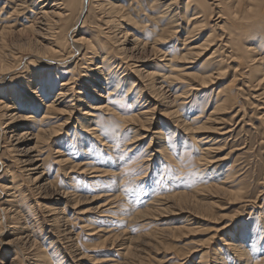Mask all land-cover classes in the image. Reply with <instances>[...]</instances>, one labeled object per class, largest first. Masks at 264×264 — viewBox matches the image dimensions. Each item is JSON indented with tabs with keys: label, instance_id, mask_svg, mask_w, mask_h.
<instances>
[{
	"label": "bare ground",
	"instance_id": "6f19581e",
	"mask_svg": "<svg viewBox=\"0 0 264 264\" xmlns=\"http://www.w3.org/2000/svg\"><path fill=\"white\" fill-rule=\"evenodd\" d=\"M174 1L0 0V264H83L86 242L93 238L98 239L97 249L117 247L115 254L121 257L106 256L107 264H144L146 246L177 235L195 220L166 222L148 239L133 235L132 223L153 221L155 211L170 208L207 211V202L190 198L204 190L247 196L217 158L232 130L223 127L226 118L213 114L230 109L226 105L234 93L218 90L213 111L201 99L195 115L188 113L195 106L190 95L200 94V87L216 83L229 71L233 81L242 82L237 93L264 84V7L260 0H183L180 12ZM138 10L147 12L145 19L133 16ZM214 13V26L223 27L219 34L206 30L207 18ZM93 14L103 17L106 30L93 22ZM226 15L231 29L223 25ZM134 20L142 32L129 33L124 27ZM76 23H82L78 30ZM182 31L186 35L180 40L177 34ZM201 55L207 67L192 73L190 63ZM186 78L200 82L184 85ZM261 93L248 96L258 101ZM87 100L84 108L76 104ZM261 100L252 102L259 119L264 118ZM242 108L231 112L236 111L231 122ZM157 111L165 120H158L161 127L152 131ZM203 113L205 122L215 121L208 135L198 134L207 126L200 124L203 119L196 120ZM261 124L264 129V119ZM213 134L224 136V142ZM108 161L119 163L111 169L119 176L112 178L118 181L117 189L87 191L69 175L79 170L98 181L96 173L106 175L100 166ZM133 169L138 171V187L150 193L141 209L126 191L130 186L125 180ZM54 172L69 177L52 190L51 201L32 211L28 191L48 197L41 191ZM27 182L31 186L26 189ZM163 188L166 192H159ZM89 198L95 204L82 207ZM257 199L245 198L244 210L255 207ZM249 220H242L236 236L235 227H222L220 231L228 230L219 240L221 252L209 261L203 255L195 264H264V253L257 254L264 249V216L261 223L248 225ZM189 259L182 258V264H191Z\"/></svg>",
	"mask_w": 264,
	"mask_h": 264
},
{
	"label": "rangeland",
	"instance_id": "374dc122",
	"mask_svg": "<svg viewBox=\"0 0 264 264\" xmlns=\"http://www.w3.org/2000/svg\"><path fill=\"white\" fill-rule=\"evenodd\" d=\"M211 1L212 0H210V2ZM259 2L261 3L260 8L262 9L264 7L263 5L264 0H260ZM173 3L175 4V5L173 4V7L174 8L176 7L175 9L181 12V8L183 7L184 1L175 0ZM216 8L217 7H214L215 11L218 10ZM261 11L264 13V9H262ZM96 14L98 15V13ZM97 15L96 16L95 14L92 15L93 22L102 24V29H105L106 25L103 24V17L99 18ZM145 15H147V12L143 10H138V11H134L133 16H135L137 19H140V18L145 19ZM217 17L218 15L214 13V15H212V18H207L208 27L206 28V30L213 29L215 34H219L221 32V28H223V27H219V24H218V27L217 25L214 26L213 22ZM226 19L227 21L225 20L226 23L224 22L223 25L225 24L224 26H226L227 29H231L233 26L229 24L230 18L227 15H226ZM181 21L183 22V20ZM81 24L82 23H79V25L78 24L76 25L78 26L76 30L79 29ZM221 24L222 23H220V25ZM123 25L124 27L128 26L127 29H129V33L135 32L137 30L139 31L143 30L136 20L129 21L128 25L126 24H123ZM121 29L122 28L119 27V28H116L115 30L118 32ZM104 32H107V31L103 30V35H105ZM72 34L74 35L73 31H72ZM185 35H186L185 31L179 32L177 34V38L181 40V38H184ZM141 36L143 37L144 34H142ZM179 39L177 43H179ZM68 43L70 45L69 40H68ZM205 60H206V57L203 55L194 59V62L190 63L193 66L190 69L192 70L191 72L199 73L205 70L207 67V62H205ZM95 62H97V59L95 60ZM92 68H90V71L92 74H94V71L91 70ZM64 78H65V75H64ZM190 82H192V84L195 85V84H198L200 81L190 80ZM190 82H189V79L186 78L184 85L191 84ZM217 82L209 83L203 88L200 87V90H199L201 91L200 94L193 95L194 93H192L190 95V98H194L193 100H195V106L191 107L192 110L189 111L188 115H192L195 112L194 109L201 105V102H200L201 99H204L203 105H206V107L208 108L207 110L209 112L213 111L214 104H215L214 98L216 97V93L218 92V90L221 91L223 89H226L229 94L234 93L233 95L234 100H230L229 103H227L226 105L229 107L231 106V108L227 110L216 111L215 114H213L214 115L213 117L226 118V119L221 120L225 124L223 125V127H226V130L228 129L232 130L231 133H229V135L233 134L232 137L231 136L229 137L228 134H227L228 136L226 135L228 138L227 141H225L226 145L220 146V151L218 152L217 158H222L219 160V162L222 163V165L225 166V168L228 171L230 170L229 172H231V181L235 185H237V182H238L239 186L244 187L242 195H245V196L247 195L245 197L246 199L255 200L258 196V199L256 200L257 204L255 205V207H249L248 208L249 212H248L247 210L245 211L243 208L244 203H247L245 202V198L241 199V197L238 195L233 196L227 193L218 192L216 189L214 190L210 189V190H204L201 193H197L195 196L193 195L190 196V198H193L195 200H198L201 202H207L210 205L208 206L207 211H201L198 209L199 213H196L197 208L195 209L193 208L196 211L192 210V212L184 211L180 213L179 211L172 210V208H170V209H166L163 211H155L154 217H152L153 221L147 220V221H142V222L137 221L135 223H132L129 229L133 233V235L143 236L144 234L145 238L148 239L150 238L152 234L158 232V229H161L164 226H166L167 224L166 222H169L170 224H172L174 223L175 220L179 221L181 219L183 220L186 218L184 220V223L187 221H190L193 223L191 218H194L195 220V223L193 225H188V226L186 225L184 228L180 230V232L177 235L170 236L168 239H165L164 241L160 242V244L151 245L150 247L146 246L147 250L143 251V255L145 257L144 259L145 263L143 262L144 264H182L183 263V261L181 260L182 258L184 259L190 258L189 260H192L191 264H195V261L199 260L201 256L206 255V254L208 256L207 260L209 261L211 260V256H213L215 252L217 253L221 252V251H217V249L221 247V243H219L220 242L219 240H221L220 238L222 237V235L225 233V230H226L225 229L223 232L222 230L220 231L222 227L227 226V228L231 230L235 227L234 235L236 236L237 233L240 232L242 229V226L240 225V223L243 222L242 220L250 219L249 222L246 223L249 225L251 223L253 224L255 222H260V220L264 216V129L261 124V121H263L264 118L259 119L261 118L259 117V114H258L260 111L256 109V104H252V102H254L255 99H251V97L248 96L250 92L263 91V93H261V95L259 96L260 99H256L258 101H255V102L258 104L260 103V101H263L261 99H264V90H262L264 84L260 85L259 87H252V89H250L251 91H248L247 88L243 87V89H241V91L237 93L238 87L241 86L242 82L238 83V81L237 82L233 81V71H229L227 74L223 75ZM170 93L171 92H169L168 94L171 95ZM171 99L173 98L171 97L169 99L170 102H173L171 101ZM163 101L167 103V100H163ZM89 103H90L89 100H87V101H84L83 103L77 102L76 104L80 105L81 108H84L86 107L85 104H89ZM170 106H172L171 103H170ZM240 106H243L244 108L240 110L238 115L232 118V122H231L230 121L231 115L234 114L240 108ZM235 109L236 111L234 113H231ZM242 112L246 113L244 117V121L242 119L243 118ZM194 115L195 113L191 117H193ZM154 116L156 118L152 124L153 125L152 131H155L156 129L161 127V125L157 123L158 120L159 121L165 120L163 114L161 115V111H157ZM205 116H206V113H203L200 120L196 119L197 121H201L203 119L200 122V124H207L206 127L200 128L201 133H198L199 135L211 134V132L209 133V131L207 130H210V124L215 122V121H211L209 123L205 122L206 120ZM235 120L236 122L239 121L240 124L236 123V126H235L234 124ZM75 122L76 121L74 120L73 123ZM187 124L190 125V121H188ZM243 124H244V127L241 128ZM230 125H234V126H230ZM52 126H54V123H52ZM147 132L149 134V131ZM176 134L178 135V133ZM219 134H221V132H219ZM219 134H213V135L219 136ZM219 137L220 138L218 139L219 140L222 139L221 141H223L224 136L220 135ZM174 148H175V145H174ZM52 157L53 155H51V158ZM7 158H11V156L10 157L8 156ZM116 164H119V163L113 162L111 164V162L109 163V161L108 163L107 162L102 163L100 166L101 167L100 170H107V173L106 175H104L102 174V172H97L96 174L99 175L98 181H91L88 177H83L84 174L83 173L81 174L79 170L72 171L69 175H73L74 178L78 182H80L79 183L80 185H83V187H86L85 189L87 191H95V193H97L96 191L101 190V189H106V188L117 189L119 188L118 181L117 180L114 181L112 178L119 177V176L116 175V173H114L111 170L113 166L117 167ZM18 168H19L18 165H14L15 173L20 176V180H23L24 179L22 176L23 173H21L20 170H18ZM69 171L70 170L68 169L67 172ZM137 172L138 171L136 169H133V172L129 174L128 179H126L125 181L129 183V186H130L129 189L132 190L131 192H128L127 194L128 197L133 198L135 202H138L137 204L134 205L135 208L139 206L138 209H141L145 206V203H141V202L144 199H146L150 193L145 192L143 188L138 187L139 185L137 184V181H134V178H135L134 176H135V173ZM94 174L95 173H92V175ZM151 174H152V169L149 172V175ZM1 175L3 174L0 172V176ZM68 177L69 176L68 175L65 176L64 173L57 174L54 172L53 174H51L50 178L46 182V185L48 186L45 189H43L47 191H43V190L41 191L42 195L48 196L46 198L40 197V194H38V192H35V190L33 192L28 191L26 195L27 196L26 200L32 201V204H33L32 211H35V212L40 211L42 205H44L46 202L51 201L49 197H50V193H52V190L60 186L63 178H68ZM201 178L205 180L206 175H202ZM30 186L31 185L27 182L26 189L29 188ZM162 191L166 192V189L164 190L163 188L159 190V192H162ZM82 202H83L82 207L88 208V207H92L96 201H92V199L89 198V199H85ZM135 202H132V203H135ZM130 210L131 209L128 207H126L125 209L123 207V211L125 212H130ZM259 212L260 213L262 212L261 214L262 217L261 216L259 217L258 215ZM160 218L162 219L160 220ZM113 227H116V226H113ZM46 241L47 240H45V242ZM97 242H98L97 238H93L86 242V246H85L86 257H84V259L82 260L83 264H107L108 261L106 260L108 259V257L106 256H111V258L121 257L119 253H117L118 255L115 254V251H116L115 249H117V247H115L114 249L106 250V251L104 249H97L100 247V245L97 244ZM119 243H120L119 241L116 242V244H119ZM259 253L260 254L264 253V249L261 248L257 254ZM177 261L180 263H177ZM73 264H76V263H73Z\"/></svg>",
	"mask_w": 264,
	"mask_h": 264
},
{
	"label": "snow or ice",
	"instance_id": "6c2138e0",
	"mask_svg": "<svg viewBox=\"0 0 264 264\" xmlns=\"http://www.w3.org/2000/svg\"><path fill=\"white\" fill-rule=\"evenodd\" d=\"M113 103H116L115 101H113ZM117 146H119V145H117ZM141 172H143V169H141ZM126 191H132L131 189H126Z\"/></svg>",
	"mask_w": 264,
	"mask_h": 264
}]
</instances>
